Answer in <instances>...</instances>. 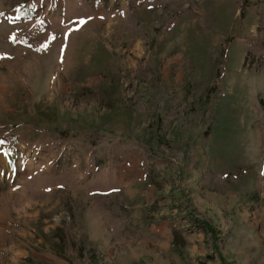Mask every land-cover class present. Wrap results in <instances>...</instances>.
<instances>
[{
	"label": "rangeland",
	"instance_id": "obj_1",
	"mask_svg": "<svg viewBox=\"0 0 264 264\" xmlns=\"http://www.w3.org/2000/svg\"><path fill=\"white\" fill-rule=\"evenodd\" d=\"M0 264H264V0H0Z\"/></svg>",
	"mask_w": 264,
	"mask_h": 264
},
{
	"label": "trees",
	"instance_id": "obj_2",
	"mask_svg": "<svg viewBox=\"0 0 264 264\" xmlns=\"http://www.w3.org/2000/svg\"><path fill=\"white\" fill-rule=\"evenodd\" d=\"M176 238H178V237H177V235H176ZM174 244H175V245H178L176 241H175V243H174Z\"/></svg>",
	"mask_w": 264,
	"mask_h": 264
}]
</instances>
